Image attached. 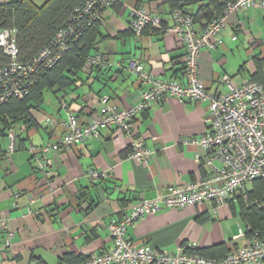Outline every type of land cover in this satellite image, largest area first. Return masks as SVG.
<instances>
[{
	"label": "crops",
	"instance_id": "1",
	"mask_svg": "<svg viewBox=\"0 0 264 264\" xmlns=\"http://www.w3.org/2000/svg\"><path fill=\"white\" fill-rule=\"evenodd\" d=\"M47 1L30 0L36 8ZM139 5L160 14L165 28L172 26L164 0H116L90 32L88 57L101 55L107 68L84 66L73 85L43 90L40 103L29 109L30 124L20 117L8 132L0 125V219L13 233L5 246L7 234L0 231V264H71L65 257L84 260L99 255L112 248L109 223L121 220L131 205L202 178L196 161L199 149L185 141L206 132L208 106L173 97L153 103L132 123L133 138L154 154L147 164L127 157L129 139L118 131H101L99 139L41 153L62 138L59 123L66 120V109L84 124L97 116L101 97L124 110L138 103L143 87L131 62L139 61L155 78L183 82L185 50L173 33L149 30L134 36L129 31L130 10ZM255 26H264L263 10L231 13L219 35L223 45L201 52L199 78L209 92H226L220 82L223 76L238 83L264 82V39L252 30ZM234 36L237 40L232 41ZM63 103L66 109L61 108ZM49 117L53 124L45 123ZM33 156L51 166L40 170ZM89 170L104 172L106 178L90 182ZM240 196L235 194L219 206L161 209L130 226L127 237L169 254L185 242L211 255L222 253H213L215 247L223 252L242 248L247 237H238L246 231Z\"/></svg>",
	"mask_w": 264,
	"mask_h": 264
},
{
	"label": "built area",
	"instance_id": "2",
	"mask_svg": "<svg viewBox=\"0 0 264 264\" xmlns=\"http://www.w3.org/2000/svg\"><path fill=\"white\" fill-rule=\"evenodd\" d=\"M115 1L85 0L55 32L50 43L29 61L20 59L17 29L0 30V107L11 99L27 96L36 78L55 66L68 43L77 40L88 27L99 22ZM254 8L264 11V0H236L227 5L220 17L201 28L194 24L190 16L175 10L170 13L172 26L165 28L163 24L166 21L160 14L149 12L142 5L134 7L130 10L128 21V29L134 36L149 30H159L173 33L182 44L185 50L183 82L155 78L144 71L139 61H135L130 63L131 70L143 90L139 94L138 103L130 109H120L104 96L99 99L97 116L81 124L66 109V105L61 104V108L67 111L66 120L59 123L64 134L55 143L42 148L41 153L99 139L101 131H118L129 139L130 152L127 157L142 164H147L154 154L141 141L133 138L132 123L138 115L146 113L153 103L167 97L176 98L182 103L204 102L208 106L204 118L206 132L198 138L185 141V144L195 145L199 149L196 161L203 172L202 178L172 187L155 199L131 205L121 220L108 225L112 248L76 264H264V233H253L247 238L245 246L230 250L219 260L204 258L196 253L198 248L193 242H185L175 253L169 254L147 244L138 245L127 237L130 226L161 209H182L206 203L223 205L235 194H240L252 181L264 178V82L243 80L238 83L223 76L220 82L226 92L211 93L199 78L198 67L202 51L223 45L219 35L224 29L225 18L231 13ZM231 39L235 41L237 37ZM85 66L104 69L107 63L98 54L88 57ZM54 122L50 117L45 119L46 124ZM9 138L12 143L13 135L10 134ZM32 159L40 170L51 166L48 160L43 161L37 157ZM87 178L94 182L105 179L106 174L89 170ZM0 231H6L5 246H9L13 233L3 219H0ZM238 237H245L244 233L240 231Z\"/></svg>",
	"mask_w": 264,
	"mask_h": 264
},
{
	"label": "trees",
	"instance_id": "3",
	"mask_svg": "<svg viewBox=\"0 0 264 264\" xmlns=\"http://www.w3.org/2000/svg\"><path fill=\"white\" fill-rule=\"evenodd\" d=\"M85 0H48L41 8H36L30 0L0 1V30L17 29V41L21 61H29L41 48L48 45L55 32L63 26L74 9ZM236 0H164L170 12L180 10L190 16L197 27H202L214 18L222 15L228 4ZM196 6V11L190 8ZM98 22L88 27L77 40H71L55 66L39 75L27 96L14 98L0 107V125L4 131H10L16 122L23 117L26 124L29 109L40 103L43 90H63L74 84L76 73L85 68L88 52L92 47L90 32ZM257 76V77H256ZM254 77L258 79V74ZM252 81H255L252 80ZM257 81V80H256ZM259 82V81H258ZM261 82V81H260ZM263 83V82H262ZM145 114V113H143ZM240 217L246 225L244 236L249 238L253 233L263 234L264 225V178L248 184L240 193ZM222 251L216 254L215 251ZM215 255L195 251L208 259L219 260L227 252L221 248L212 249ZM66 262L76 264L82 260L65 257Z\"/></svg>",
	"mask_w": 264,
	"mask_h": 264
},
{
	"label": "rangeland",
	"instance_id": "4",
	"mask_svg": "<svg viewBox=\"0 0 264 264\" xmlns=\"http://www.w3.org/2000/svg\"><path fill=\"white\" fill-rule=\"evenodd\" d=\"M253 31H257V37H260L262 39H264V26H262L261 28H257L255 26V28L252 29Z\"/></svg>",
	"mask_w": 264,
	"mask_h": 264
}]
</instances>
